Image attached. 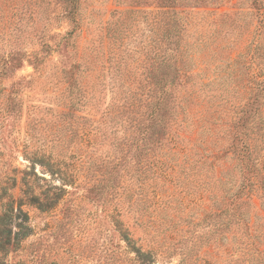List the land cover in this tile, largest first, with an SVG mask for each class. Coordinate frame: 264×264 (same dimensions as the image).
I'll return each instance as SVG.
<instances>
[{"label":"rangeland","instance_id":"rangeland-1","mask_svg":"<svg viewBox=\"0 0 264 264\" xmlns=\"http://www.w3.org/2000/svg\"><path fill=\"white\" fill-rule=\"evenodd\" d=\"M116 1L80 0L78 52L90 38L95 40V46L99 45L111 12L125 8L118 6ZM36 3V0H0V59L12 53L23 62L18 69L2 68L5 73H0V214L8 210L13 214L10 221L0 222L3 227L10 225L12 230L10 244L6 247L3 239L4 245L0 247V264H228L225 254L230 253V242L224 238L219 244L212 243L210 247L193 251L186 249L182 255L164 258V254L173 252L170 241L178 240L177 247L180 248L184 243V225L178 227L179 230L177 227L169 229L177 214L181 218H190L192 212L199 214V208L218 209L216 199L211 198L221 190L218 182L211 190L201 193L197 186L194 187L195 183L184 187L177 182L183 174L180 171L187 167L182 156L163 157L166 165L173 169L172 172L165 171L166 182L159 173L146 178L144 192L149 207L143 212L142 220H136L137 206L130 207L119 194H114L110 202L107 201L113 195L111 193L102 199L108 204L95 200L99 194L91 188L101 182L104 170L105 173L122 172L113 165L117 159H110L118 157V150L114 151L112 144L111 147L106 145L108 140L112 139L113 144L117 140L111 136L102 143L98 136L93 137L95 127H99L96 123L101 120L103 102L109 101L110 93L106 88V99L103 95L99 103L83 105L73 112L65 98L67 94L63 92L66 85L58 83L55 74L58 55L45 60L43 71L35 72L24 62L25 52L26 58L30 56L32 60L33 52L39 48L36 43L39 33ZM231 3L205 10L243 12L234 16L241 26L230 30L228 39L223 40L224 44H231L225 57L232 58L234 65H227L224 56L212 58V52L207 49L192 54L193 64L204 75L203 80L218 75L225 78V85L210 87L206 95L196 91L189 96L186 92L181 99L182 136L195 143L191 155L198 161L196 170L211 166L209 163L201 165L202 151L210 148L215 153L227 147L226 136L230 129L227 123L222 124L224 121L220 123L211 117V113L218 103H223L221 99L230 98L234 90L242 92L247 76L252 73L245 63L256 33V18L250 13L249 1L232 0ZM233 4L238 6L232 8ZM89 76L80 74L81 83L86 84ZM105 83H111V79L107 77ZM229 90L232 92L227 94ZM214 128L216 137H210L208 130ZM192 145L186 143L179 148ZM207 170L196 174L202 179L203 175L214 174L217 180L220 178L224 182L225 188L233 189L242 181L239 167L228 157L218 160L215 170L212 166ZM52 172L56 174L52 175ZM22 173L29 174L30 182L42 187L36 191L40 194L36 205L19 207ZM14 178H17L16 185ZM244 200L247 203L242 207V213L247 214L253 229L257 228L264 236V208L254 198ZM107 205L110 208L107 209ZM20 208L28 213V220L18 214ZM116 220L119 221L118 230L125 231L128 240L119 236L114 226H117ZM25 235L27 237L21 239ZM263 236L256 241L264 253ZM138 249L148 255L140 256L136 253ZM255 256L259 255H254V263L264 264L262 258Z\"/></svg>","mask_w":264,"mask_h":264},{"label":"trees","instance_id":"trees-1","mask_svg":"<svg viewBox=\"0 0 264 264\" xmlns=\"http://www.w3.org/2000/svg\"><path fill=\"white\" fill-rule=\"evenodd\" d=\"M36 1L39 8L36 43L39 48L33 52L32 60L30 56L26 58L25 52L24 62L35 72L43 71L45 60L58 55L55 74L58 83L66 85L63 92L67 94L65 98H68L73 112L83 105L99 103L103 95L106 99V88L110 93L109 101L103 102L101 120L96 123L99 127H95L93 137L98 136L102 143L111 136L117 140L114 144L112 139L108 140L106 145L111 147L112 144L111 148L118 150V157L110 159H117L113 165L122 172L105 173L104 170L101 182L91 188L99 194L95 200L108 204L114 194H119L130 207L137 206L136 220H142L143 212L149 207L144 192L146 178L159 173L166 182L165 171L172 172L173 169L166 165L163 157L182 156L187 167L180 171L183 174L177 177V182L184 187L195 183L194 187L197 186L200 193L211 190L218 182L221 190L211 196L216 199L218 209L199 208V214L192 212L190 218H181L176 212L169 229L177 227L179 230L178 227L184 225V243L180 248L177 247L178 240L170 241L173 252L167 256L164 254V258L182 255L186 249L210 247L224 238L230 242V253L225 254L228 264H243L245 261L247 264H261L254 263L255 254L264 263V253L256 241L263 235L257 228L253 229L247 214L242 213V207L247 203L244 198L249 201L254 198L264 208V0H246L250 2V13L254 14L257 23L245 63L246 69L252 73L246 78L244 90H234L230 98L221 99L223 103H218L210 115L220 123L224 121L222 124L227 123L230 129L229 136H226L227 147L215 153L209 148L201 155V165L209 163L214 170L217 161L225 157L237 164L242 181L233 189L225 188L224 182L220 178L217 180L214 174L203 175L204 179L197 176L196 173L205 172L211 166L196 170L198 161L191 155L195 143L182 136L181 128L184 93L188 92L190 96L197 91L206 95L210 87L225 85V78L218 75L203 80L204 75L193 64L192 54L207 49L212 52V58L224 56L227 65H234L232 58L225 57L231 44H224L223 40L228 39L230 30L241 26L234 16L243 12L205 10L224 7L232 0H117V5L125 8L111 12L99 45L95 46V40L90 38L80 52L76 49V37L81 30L80 0ZM236 6L238 4H233L232 8ZM21 63L22 60L8 53L0 59V73H5L2 68L18 69ZM82 73L90 74L86 84L79 79ZM93 73L95 81L92 83ZM107 77L111 83H105ZM215 132L216 128L208 130L210 137H216ZM186 143L193 145L179 148ZM27 175L22 173L19 180V207L33 206L39 201L40 194L36 191L42 187L30 182ZM119 176L122 178L118 179ZM13 183L17 184V178ZM110 193L113 195L109 201H102ZM18 214L28 220V213L21 208ZM0 216L1 223L10 221L12 210ZM118 222L114 226L119 236L128 240L126 232L118 230ZM1 223L0 247L4 245L3 239L7 247L12 230L10 225L3 227ZM136 253L142 257L148 255L139 249ZM182 260L185 261V257Z\"/></svg>","mask_w":264,"mask_h":264}]
</instances>
